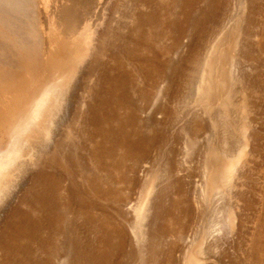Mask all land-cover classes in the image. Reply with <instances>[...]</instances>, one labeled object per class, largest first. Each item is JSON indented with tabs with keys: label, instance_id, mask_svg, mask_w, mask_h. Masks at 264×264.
Returning a JSON list of instances; mask_svg holds the SVG:
<instances>
[{
	"label": "rangeland",
	"instance_id": "374dc122",
	"mask_svg": "<svg viewBox=\"0 0 264 264\" xmlns=\"http://www.w3.org/2000/svg\"><path fill=\"white\" fill-rule=\"evenodd\" d=\"M102 7L0 0V264H264V0Z\"/></svg>",
	"mask_w": 264,
	"mask_h": 264
},
{
	"label": "bare ground",
	"instance_id": "6f19581e",
	"mask_svg": "<svg viewBox=\"0 0 264 264\" xmlns=\"http://www.w3.org/2000/svg\"><path fill=\"white\" fill-rule=\"evenodd\" d=\"M15 1V0H14ZM83 38V37H82ZM64 39V38H63ZM65 39H66V41H70L71 39H68V38H66L65 37ZM64 39V40H65ZM73 39V38H72ZM84 39V38H83ZM74 40V39H73ZM81 40V39H80ZM81 42H83V40L81 41ZM81 45H83V44H81ZM72 46V45H71ZM77 46H79L78 44H77ZM81 47V46H80ZM73 48H75V47H73ZM71 49H72V47H71ZM73 50V49H72ZM207 57V56H206ZM206 59H208V58H206ZM59 60V59H58ZM68 62V61H67ZM71 62V61H70ZM206 62H207V60H206ZM59 64V63H58ZM65 64V63H64ZM71 64V63H70ZM208 65V64H207ZM58 66V65H57ZM66 66H68V65H66ZM65 68H67V67H65ZM59 69V68H58ZM61 69V68H60ZM206 70H207V68H206ZM53 71H55V70H53ZM59 71V70H58ZM55 72H57V70L55 71ZM58 73H60V72H58ZM56 74V73H55ZM61 74V73H60ZM72 74V73H71ZM57 75V74H56ZM69 77V76H68ZM59 82V81H58ZM55 84V83H54ZM63 84V83H62ZM57 87H59L57 84H55ZM54 85V87L53 88H50V89H48V92L46 93V96L45 97H47V96H51V97H53V95H59L60 94V90L59 89H61V87H59L58 89H56L57 87ZM67 85V84H66ZM42 86V85H41ZM50 86V85H49ZM48 86V87H49ZM63 86V85H62ZM40 87V86H39ZM34 88V87H33ZM65 88V87H64ZM63 89V88H62ZM65 90V89H64ZM45 91V90H44ZM62 92H64V91H62ZM62 94V93H61ZM32 95V94H31ZM38 95V94H37ZM28 96V95H27ZM30 97H32V96H30ZM34 98V97H33ZM57 98H59V97H57ZM27 99H28V97H27ZM29 100H30V98H29ZM51 100V99H50ZM50 100L49 99H44V101H39L37 104H36V107H34L33 109H31V122H28V125H26L27 127H24V128H21V130H20V132L23 134V135H26V136H28V135H30V134H32V132L33 131H35V129L38 127V122L39 121H41L42 119H43V117L44 116H46V113L47 112H49L50 111ZM21 104H23V103H21ZM26 105V104H25ZM55 105H56V103H55ZM21 108H22V106H21ZM24 109V108H23ZM49 110V111H48ZM23 111V110H22ZM21 111V112H22ZM20 115V114H19ZM17 120H19V119H17ZM7 121V120H6ZM9 122V121H8ZM42 122V121H41ZM17 123V122H16ZM14 125V124H13ZM15 128V127H14ZM27 128V129H26ZM51 128V127H50ZM12 129V128H11ZM44 130V129H43ZM11 133V132H10ZM43 136H44V133H43ZM123 136V135H122ZM52 137V136H51ZM43 138V137H42ZM46 140V139H45ZM104 140V139H103ZM23 142H26V140H24V139H21V138H18V140H14L13 141V143H12V145L8 148V150L6 151V152H4L1 156H0V184H1V181H3V179L4 178H6V177H8L9 175H10V170L11 169H13V167L14 168H16V169H21V167H22V163L24 162V161H20L21 160V157H22V155L24 154V152H23V150L24 149H26L27 147H25V143L23 144ZM42 142V141H41ZM43 143H44V141H43ZM41 144V143H40ZM45 144V143H44ZM29 145V144H28ZM31 145V144H30ZM43 145V144H42ZM47 145V144H46ZM29 147V146H28ZM33 147H35L34 145H33ZM40 147V146H39ZM37 148H38V146H37ZM43 148H45V146L43 145ZM43 148H42V150H43ZM46 148H47V146H46ZM29 149H31V148H29ZM32 149H35V148H32ZM40 149V148H39ZM25 151V150H24ZM39 151H41V150H39ZM30 152V151H29ZM44 152V151H43ZM33 153H35V151L33 152ZM41 154V153H40ZM28 155V154H27ZM26 155V156H27ZM34 154H32V156H33ZM32 156L30 157L29 156V158H32ZM39 156H41V155H39ZM35 157H37V156H35ZM33 160V159H32ZM32 160H29V161H31L32 162ZM69 160V159H68ZM20 161V162H19ZM27 161V160H26ZM25 161V162H26ZM35 161V160H34ZM38 161V160H37ZM22 162V163H21ZM28 162V161H27ZM71 162V161H70ZM29 164H30V162H28ZM27 163V164H28ZM33 163V162H32ZM26 164V163H25ZM26 164V165H27ZM35 164V163H34ZM28 166V165H27ZM23 168H24V166H23ZM15 169V170H16ZM19 169V170H20ZM14 171V170H13ZM18 171V170H17ZM12 172V171H11ZM19 172V171H18ZM25 172V171H24ZM13 173V172H12ZM15 174V173H14ZM19 174V173H18ZM12 176V175H11ZM20 177V176H19ZM15 178V177H14ZM8 182V181H7ZM3 183V182H2ZM6 184V183H5ZM9 184V183H8ZM17 184V183H16ZM2 186H4V185H2ZM8 186H10V185H8ZM57 187V186H56ZM4 188H2L1 189V191L3 190ZM6 189H8V188H6ZM5 190V189H4ZM10 190V189H9ZM49 190V189H48ZM0 191V192H1ZM6 191V190H5ZM4 191V192H5ZM3 193V192H2ZM9 193H10V191H9ZM5 194V196H6V193H4ZM4 194L2 195V197L4 196ZM0 195H1V193H0ZM4 198H6V197H4ZM3 199V198H2ZM0 200H1V198H0ZM143 201V200H142ZM45 204V203H44ZM3 206V205H2ZM0 207H1V205H0ZM135 210V209H134ZM138 213V212H137ZM143 220V219H142Z\"/></svg>",
	"mask_w": 264,
	"mask_h": 264
},
{
	"label": "crops",
	"instance_id": "0c3cea01",
	"mask_svg": "<svg viewBox=\"0 0 264 264\" xmlns=\"http://www.w3.org/2000/svg\"><path fill=\"white\" fill-rule=\"evenodd\" d=\"M41 1L43 2V0H37L38 12H41L43 16L52 17L51 21L56 25H61V28L62 24L60 18L63 14H67L68 17L69 15H71V17L75 16L77 17L75 25L78 26L82 21L84 24L86 23V31L89 33L88 37L93 40L95 29H93L92 23L98 20V17L103 14L104 8L102 6L105 0H46L48 2L47 4ZM77 28V31H79V27ZM42 29L44 31H42L43 39L46 38V41H51L52 37L49 30H47V25H44ZM9 93H11V91H9Z\"/></svg>",
	"mask_w": 264,
	"mask_h": 264
}]
</instances>
